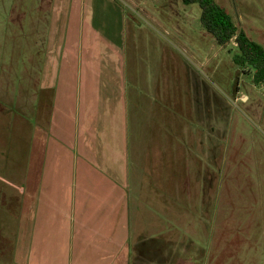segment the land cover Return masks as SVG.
<instances>
[{
    "label": "rangeland",
    "instance_id": "obj_1",
    "mask_svg": "<svg viewBox=\"0 0 264 264\" xmlns=\"http://www.w3.org/2000/svg\"><path fill=\"white\" fill-rule=\"evenodd\" d=\"M217 1L264 46V0ZM200 17L182 0H0V95L43 110L0 99V264H264V84ZM41 69L47 83L73 73L76 95L37 94ZM144 170L158 224L122 261L121 220L117 242L75 260L82 214L109 227L122 214L98 211L105 188L130 196L129 227L139 218Z\"/></svg>",
    "mask_w": 264,
    "mask_h": 264
},
{
    "label": "crops",
    "instance_id": "obj_2",
    "mask_svg": "<svg viewBox=\"0 0 264 264\" xmlns=\"http://www.w3.org/2000/svg\"><path fill=\"white\" fill-rule=\"evenodd\" d=\"M42 75H44V70L41 69V74H40V79L38 81V86H36V93L37 94H41L43 93L44 89L47 87V88H52V92H53V95H57L56 97H60L62 95H76L75 93L77 92V88H79V84L76 82L73 76V73H72V78L71 79H67L64 80V79H61L59 81H57V83L54 82H45L43 80L44 76L42 77ZM64 88V90H61L60 89ZM53 89H55V92L53 91ZM25 94V92H24ZM27 95V99L28 97H31L33 98V101L28 103L26 100H24V95L21 93V94H18V96H15L14 99H11V97H8V95L6 94V97H2L3 95H0V99L3 100V98H5V102L8 101V104L9 105H16V109H19V110H23L24 108H26V111L28 113H31L33 114L34 116H37L39 117V120L42 118V109L41 108H38L37 104H39V97L36 99V94H30V93H26ZM54 96V97H55ZM54 110H55V113L56 114V117L58 118L59 117V106H58V102L56 101V103L54 104ZM26 112V113H27ZM37 114V115H36ZM4 115V116H2ZM2 116V118H1ZM7 113L4 112V113H0V120H3V117L5 119H7ZM56 118H54L53 120H55ZM8 120L13 121L15 120V123L14 124H17V128L19 127V125L21 124L18 120V118H13L11 117H8ZM19 124V125H18ZM44 124V123H43ZM11 125V123H10ZM43 129L45 128V126H42ZM49 129V128H48ZM17 132L19 131L18 129L16 130ZM48 133V132H47ZM46 133V130H42V136H44ZM58 137L61 138V135L58 134L57 135ZM5 137L6 139V136H3ZM47 137H48V134H47ZM4 139V140H5ZM23 147V146H22ZM16 151L18 152V146H17V143H16ZM12 153V152H10ZM35 151L32 149L31 150V157H33ZM44 153V150H43V145H42V150H41V156L42 154ZM43 157V156H42ZM11 159V158H10ZM122 159H124V156H120V159L118 160L120 163L122 161ZM11 161V160H10ZM33 164V161L31 160V165ZM140 164V163H139ZM43 166V164L41 165V167ZM141 168L140 169H143V166L144 165H141ZM30 172V171H29ZM29 172H28V175H29ZM142 173V181H141V185L140 186H137L138 187V197L136 196V192H135V195L132 197V199H136L135 203L133 204L134 208H133V211H137V214L135 212V216L139 215V218L136 220L133 221V218H132V221H131V226L129 227V215H130V211H131V203H130V196L129 195H126L124 191H120L118 188L113 187V189L109 190L105 188V191L103 194L105 195H102L100 198H102L103 200V203L102 205L104 206V209H102L103 207L99 208L98 211H112L114 209V212H117L119 210H121V216L120 218L118 217L116 221H114V224L112 227H109L106 223L107 221H101L100 224H103L102 222H105L104 225V228L106 227L107 228V231L104 230L103 226L100 225V224H97V225H92V220L89 218V220H87V215H84L82 214L81 216V223L79 225V228L78 230L76 231L77 232V238L80 239V244L79 246H77V243L74 244L72 246V244H69V247H72L73 248V256L75 255L76 259L75 260H78L79 257H81V253H83L84 251V248H88L90 245H93V243H97V242H111L112 244L114 242H117L118 239H115L117 237V235L119 234L118 231L115 232V229H116V226L118 224V221L121 220V224H128V228H127V239L123 242V249L119 252V255L121 254V261L124 259V256L128 253H126L127 249H129L130 245H131V242H134V244L138 241L139 237L143 236V232L145 230V228H147V225H149L150 223L153 224V226H156V223L158 224V220L160 218V216H158V213L157 215L155 214V211H158L160 208H159V203L154 199V194L152 193V197H148L146 196L147 199H149L147 202L149 203V205H153V210L150 209L149 213H150V216L152 217L151 218V221L146 224V215L144 214V211H143V201L145 200V196L143 195L144 191H143V178H144V173H147V171H143L141 172ZM136 174L137 176H140L139 172L136 171ZM148 174V173H147ZM135 175V173H134ZM142 190V191H141ZM153 190V189H152ZM151 188H150V191L152 192ZM129 192V189L127 190ZM151 192H149L151 194ZM120 197V203L118 201V203H116V200ZM137 198H141L142 199V202H137ZM157 209V210H156ZM69 210V209H68ZM63 211H66V210H63ZM80 211H86V210H83L81 209ZM86 225V226H85ZM100 225V228H103V229H100L99 228V231L100 230H103V233L101 234L100 236V240L96 241L97 239H95L93 242H92V239L89 237V232L93 233L95 230L97 231V226ZM157 230L155 229V232ZM105 235V237H104ZM157 236H159L157 234ZM104 237V238H103ZM76 238V239H77ZM103 238V239H101ZM154 238V237H153ZM158 238V237H157ZM83 251V252H82ZM125 251V253H124ZM33 256L35 257V253L33 254ZM126 263V262H125Z\"/></svg>",
    "mask_w": 264,
    "mask_h": 264
},
{
    "label": "trees",
    "instance_id": "obj_3",
    "mask_svg": "<svg viewBox=\"0 0 264 264\" xmlns=\"http://www.w3.org/2000/svg\"><path fill=\"white\" fill-rule=\"evenodd\" d=\"M182 1L186 5L198 4L200 6L202 26L219 45L225 46L234 41L238 52L234 54L233 62L243 68H252L254 84H264V46L240 28L233 15L217 0Z\"/></svg>",
    "mask_w": 264,
    "mask_h": 264
}]
</instances>
